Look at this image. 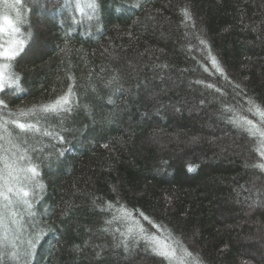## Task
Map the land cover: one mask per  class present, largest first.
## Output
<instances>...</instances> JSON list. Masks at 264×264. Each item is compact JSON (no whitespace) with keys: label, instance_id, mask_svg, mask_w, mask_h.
Wrapping results in <instances>:
<instances>
[{"label":"trees","instance_id":"1","mask_svg":"<svg viewBox=\"0 0 264 264\" xmlns=\"http://www.w3.org/2000/svg\"><path fill=\"white\" fill-rule=\"evenodd\" d=\"M75 3L0 0V14L21 12L25 41L20 90L0 93V156L38 171L19 184L32 207L14 205L18 231L0 208V237L16 243L0 239V264H175L139 225L190 251L185 264H264L259 140L229 122L261 125L248 109H264V0H94L87 15ZM69 87L71 110L40 132L4 123Z\"/></svg>","mask_w":264,"mask_h":264},{"label":"snow or ice","instance_id":"2","mask_svg":"<svg viewBox=\"0 0 264 264\" xmlns=\"http://www.w3.org/2000/svg\"><path fill=\"white\" fill-rule=\"evenodd\" d=\"M17 4L21 3V0H16ZM68 5L66 4L65 7ZM8 7H15V5H8ZM97 5L93 2H89V0H76L74 4V8L76 11L81 13V15H87L86 9H91L95 11ZM183 14L188 19H191V15L187 9H183ZM91 19L90 16H88ZM22 23V15L19 10L16 12L15 19H13L10 15L7 14V10H5L2 14H0V93L5 92L7 89L15 88L17 91L20 90L19 84V76L11 71L12 61L19 55L21 51H23V47L25 44L24 39L18 38V34H20L21 30L19 24ZM7 36V40L3 38ZM201 43H205L203 40ZM212 64L219 69L217 61L215 57H212ZM208 87H212V85H208ZM238 87V86H237ZM74 95L71 87L67 89V92L55 99L53 102L49 104H43L40 106H33L28 110H19L18 112H9L8 115L11 117L10 120L4 121L5 124L11 123L15 128L19 129L21 132H40V128L38 127L39 121L42 117H46L49 114H58L61 111H70L71 108L69 105L71 104V97ZM251 103V102H250ZM0 107L7 109V105L4 100L0 99ZM255 112L256 115L260 117L261 125H264V109H261L259 106H253V108H249V112ZM231 111V109H229ZM42 114V115H38ZM33 116L36 118V123H25L21 121V117H30ZM230 123H233L237 127L246 131L250 136L257 138L259 140V146L257 148V153L261 157V162L255 163L252 166L258 168L261 171H264V126L255 124L252 120L247 119V117H232L229 120ZM44 135L51 136V132H44ZM61 139H63L61 137ZM12 144V140L8 141ZM13 148H18V145L12 144ZM2 148V146H0ZM7 151V150H5ZM24 157L20 156L18 159H13L9 162L8 159H5L4 156H0V161H3L4 167L0 169V200L5 202L4 210H7L11 215L12 223L15 224V217L17 213L13 211L14 201L12 196L18 198L19 203L27 205L28 208L32 207V204L27 199L29 197V191H26L24 187H20L19 184L21 179L24 181H28L29 183L33 182L35 178L38 176L37 167L29 163L27 166L21 167L19 161L23 160ZM192 167H189V171H192ZM23 174V177H21ZM9 194H12L10 196ZM143 216V214L141 213ZM3 215L0 212V223L3 222ZM145 220H148V217H144ZM111 223V221H109ZM138 223V222H137ZM151 223V221H149ZM159 230V226H155ZM116 231H120L116 229ZM162 231V230H161ZM138 237L143 240L146 244L150 245L152 251L167 259L169 262H175V264H185L186 257H192V253L179 244L178 241H175L169 235L167 238H164L157 234H150L146 231L143 225H139L138 229ZM133 228L129 227L127 229V233H122V235H128L134 240L135 236H132ZM39 238V234L36 235V239ZM3 243L6 247H11L15 249L16 243L15 239L9 240L7 238V234L5 233L3 236ZM30 246H34V241L29 240L27 242ZM178 248L180 249L182 255L178 256ZM125 250H128L127 243H125ZM28 255H31V252H28ZM12 258L15 260L17 258V253L15 251L11 252Z\"/></svg>","mask_w":264,"mask_h":264},{"label":"rangeland","instance_id":"3","mask_svg":"<svg viewBox=\"0 0 264 264\" xmlns=\"http://www.w3.org/2000/svg\"><path fill=\"white\" fill-rule=\"evenodd\" d=\"M5 37H7V36H5ZM19 38V37H18ZM7 39V38H6ZM10 195V194H9ZM14 201V204H13V208H14V205H17V206H22V203H19V202H17L18 201V199H16V197H15V199L13 200ZM4 204H5V202L3 201V200H0V208H1V210L3 211V213L4 214H9L8 213V211L7 210H4ZM24 208H28V207H26V205H24ZM25 210V209H24ZM15 221H16V219H15ZM11 224H13L12 223V220H11ZM21 224H19V222L18 221H16V223L15 224H13V227H14V229L15 230H19V226H20ZM2 234V237H3V233H1ZM2 237H0V239H2ZM25 244H27V239H25ZM1 248L3 247V246H0Z\"/></svg>","mask_w":264,"mask_h":264}]
</instances>
